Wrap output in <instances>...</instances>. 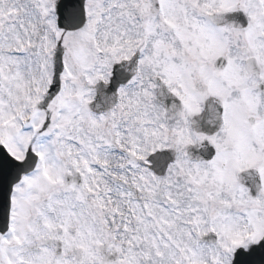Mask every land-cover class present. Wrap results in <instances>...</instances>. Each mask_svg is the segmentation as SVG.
<instances>
[{
    "label": "snow or ice",
    "instance_id": "1",
    "mask_svg": "<svg viewBox=\"0 0 264 264\" xmlns=\"http://www.w3.org/2000/svg\"><path fill=\"white\" fill-rule=\"evenodd\" d=\"M0 264H264V0H0Z\"/></svg>",
    "mask_w": 264,
    "mask_h": 264
}]
</instances>
